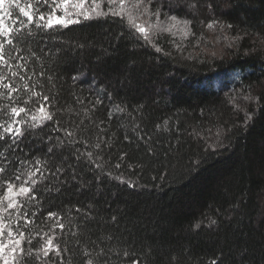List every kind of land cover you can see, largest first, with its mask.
<instances>
[{
	"label": "trees",
	"instance_id": "1",
	"mask_svg": "<svg viewBox=\"0 0 264 264\" xmlns=\"http://www.w3.org/2000/svg\"><path fill=\"white\" fill-rule=\"evenodd\" d=\"M124 6V24L108 16L36 35L20 45L27 70H4L25 79L5 81L20 91L0 96V106L39 117L48 95L53 117L14 149L10 138L0 141L5 205L17 161L33 171L37 160L48 165L28 209L35 238L23 247L35 251L20 263L60 264L42 254L53 212L65 224L54 240L64 264H264V0ZM173 16L189 22L186 33H177ZM129 21L150 42L130 34ZM26 83L41 99L29 100ZM6 119L0 112V124Z\"/></svg>",
	"mask_w": 264,
	"mask_h": 264
},
{
	"label": "snow or ice",
	"instance_id": "2",
	"mask_svg": "<svg viewBox=\"0 0 264 264\" xmlns=\"http://www.w3.org/2000/svg\"><path fill=\"white\" fill-rule=\"evenodd\" d=\"M86 2L88 3L87 9L85 7ZM103 6L106 7L107 11H99L102 5L98 0H27V2L25 0H0V88L5 90L0 92V96L7 94L11 99L13 93L20 91L19 88L13 87L11 83H6L5 81L18 76L21 80H24L25 77L17 71H11L9 76L5 74L4 70H11L14 67L27 70V65L23 63L25 58L18 54L21 51L20 45H28L32 42L34 36L39 34L47 35L54 32L57 28L64 29L75 23L107 18L108 16L119 18L121 23L124 24V0H103ZM137 11L144 15L148 12V9L146 7H137ZM152 15L158 17L159 13ZM170 19L176 21L174 16ZM183 23L187 25L189 22L184 21ZM126 27L130 34L143 39L145 43L150 42L152 39L145 27L135 25L131 21L128 22ZM152 27L155 30L156 26ZM32 55L35 56L36 53L33 52ZM17 59L21 63L14 65L12 61ZM40 75L44 74L41 72ZM73 79H76V77H73ZM24 90L26 93H31L29 100L33 98L41 99V94L33 92L32 87L27 83L24 85ZM49 99L48 95H42V102L38 107L39 117L30 108L19 107L18 109L17 107H11L9 111L7 108L0 106V112H3L7 117L0 124V141L10 138L9 148L14 149L27 130L42 127L45 121H52V115L45 111V106L48 104ZM97 102L102 103V99L98 97ZM23 103L28 104L29 101L26 100ZM30 112L32 113L30 119H20L21 114L27 117ZM13 117L16 119H13ZM65 134L68 136L72 135L70 132ZM96 147H99V144ZM53 151V148L47 149L49 155ZM88 155L91 157L92 154L89 153ZM34 164L35 170L33 171V164L26 161L16 162L17 167L13 171L12 176L7 178L6 192L8 201L6 205L0 199V209L4 213H8L7 216L0 218V261L3 264H20L21 258H27L35 251L31 248L26 249L23 247V245L30 246L35 238L30 231L34 219L28 218V209L34 203L38 204V198L35 195L36 188L42 180L46 179L45 169L48 165L45 163L44 167H40L41 161L39 160L35 161ZM98 167L100 166L98 165ZM116 167H119V165H116ZM63 171L62 167L56 169L57 174ZM5 172L6 169L0 166V174ZM72 179H76L75 174H73ZM17 184L19 187L14 191V186ZM75 211L79 212L80 210L76 208ZM31 215L34 218L36 213L33 212ZM46 219L54 220L55 223L49 228V233L51 234H43L42 238L46 240V244L42 249V254L45 258H48L49 254L53 253L55 257H59L60 264H64L61 247L59 244H54V240L58 238L55 231L56 228L58 227L60 232L65 230V224L60 222L63 218L58 216L57 213L48 212ZM5 220L9 221V223L5 224ZM12 221H15V223H12ZM5 235L9 238L7 243L3 241ZM36 236H40V232H37ZM9 248L10 252H6V249ZM64 251H67V249L65 248ZM124 255L128 256L129 253L125 252ZM88 264H92V261L89 260ZM133 264H140V261L133 260ZM210 264H218V261L212 259Z\"/></svg>",
	"mask_w": 264,
	"mask_h": 264
},
{
	"label": "rangeland",
	"instance_id": "3",
	"mask_svg": "<svg viewBox=\"0 0 264 264\" xmlns=\"http://www.w3.org/2000/svg\"><path fill=\"white\" fill-rule=\"evenodd\" d=\"M173 24L175 25L176 31H177V33H179V34H184V33H186L187 30H188V26L185 25V24L183 23V21H179V20H177V21H175V23H173ZM165 25H166V24H159V25L156 26L155 28H160V27H163V26H165ZM167 25H168V24H167ZM229 75H230V76H229ZM227 76H229V81H233V79H234V75H233V78H232V74H231V73H228ZM8 240H9V238L5 235V236L3 237V241H4L5 243H7ZM6 252H10V248H9V249H6ZM0 264H3V262L0 261ZM20 264H21V263H20Z\"/></svg>",
	"mask_w": 264,
	"mask_h": 264
}]
</instances>
